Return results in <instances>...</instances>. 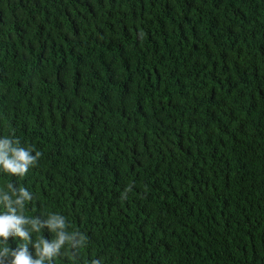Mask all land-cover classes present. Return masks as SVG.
<instances>
[{
    "label": "trees",
    "instance_id": "obj_1",
    "mask_svg": "<svg viewBox=\"0 0 264 264\" xmlns=\"http://www.w3.org/2000/svg\"><path fill=\"white\" fill-rule=\"evenodd\" d=\"M6 136L53 264H264V0H0Z\"/></svg>",
    "mask_w": 264,
    "mask_h": 264
},
{
    "label": "clouds",
    "instance_id": "obj_2",
    "mask_svg": "<svg viewBox=\"0 0 264 264\" xmlns=\"http://www.w3.org/2000/svg\"><path fill=\"white\" fill-rule=\"evenodd\" d=\"M41 153L34 151L30 146H21L18 139L0 137V170L6 174L24 176L28 170L35 166ZM11 194L7 191L0 192V202L6 211L0 212V264H53L64 246L80 247L85 238L78 232L68 231L69 224L66 218L58 213L40 221L39 218H30L22 214L25 204L31 201L32 195L28 189L21 187L18 191L10 184ZM131 191V187L125 190ZM42 228H47L55 235L48 240L39 239L33 247L35 255L29 247L32 242V233H39ZM14 237H19L24 243L9 248L7 242Z\"/></svg>",
    "mask_w": 264,
    "mask_h": 264
}]
</instances>
